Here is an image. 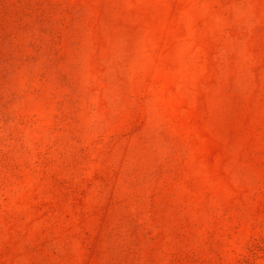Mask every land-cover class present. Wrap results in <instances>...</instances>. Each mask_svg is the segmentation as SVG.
<instances>
[{"label":"rangeland","instance_id":"obj_1","mask_svg":"<svg viewBox=\"0 0 264 264\" xmlns=\"http://www.w3.org/2000/svg\"><path fill=\"white\" fill-rule=\"evenodd\" d=\"M0 264H264V0H0Z\"/></svg>","mask_w":264,"mask_h":264}]
</instances>
